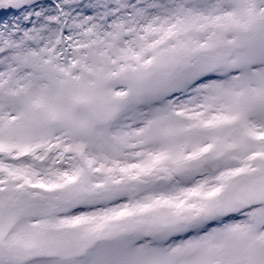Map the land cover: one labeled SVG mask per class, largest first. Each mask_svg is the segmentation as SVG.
Here are the masks:
<instances>
[{
	"label": "snow or ice",
	"instance_id": "1",
	"mask_svg": "<svg viewBox=\"0 0 264 264\" xmlns=\"http://www.w3.org/2000/svg\"><path fill=\"white\" fill-rule=\"evenodd\" d=\"M0 264H264V0H0Z\"/></svg>",
	"mask_w": 264,
	"mask_h": 264
}]
</instances>
